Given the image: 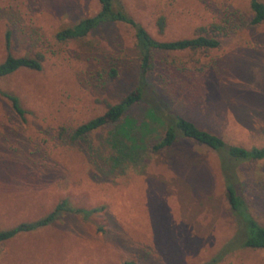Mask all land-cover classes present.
<instances>
[{"label":"rangeland","instance_id":"1","mask_svg":"<svg viewBox=\"0 0 264 264\" xmlns=\"http://www.w3.org/2000/svg\"><path fill=\"white\" fill-rule=\"evenodd\" d=\"M249 1L116 0L114 7L155 41L169 42L214 37L211 25L223 12L250 16ZM98 11V0H0V63L7 53L40 57L39 71L0 79V91L24 111L19 118L0 96V230L42 218L62 200L99 209L88 218L63 213L0 243V264H203L235 231L217 155L182 138L157 153L149 146L162 134L159 115L172 112L227 145L264 147V24L219 36L216 49L153 52L141 74L125 24L54 39ZM137 87L141 101L125 118L147 128L136 156L111 170L113 126L84 139L71 133ZM236 173L238 189L248 185L253 200L249 213L264 227V160ZM216 264H264V250H236Z\"/></svg>","mask_w":264,"mask_h":264},{"label":"trees","instance_id":"2","mask_svg":"<svg viewBox=\"0 0 264 264\" xmlns=\"http://www.w3.org/2000/svg\"><path fill=\"white\" fill-rule=\"evenodd\" d=\"M116 0H98L99 11L92 17L79 20L71 27L57 31L54 39L59 42L82 39L100 25L122 23L131 27L135 35V49L139 59L141 74H145L151 68V57L153 52H181L196 50H211L219 46L218 37L226 33H232L239 29H249L264 24V3L257 0L249 1L250 16L243 17L236 11H225L222 13L219 22L211 25L213 36L200 35L189 39H180L169 42H158L152 39L147 32L121 9L114 7ZM158 31L162 30L163 20L159 18L156 22ZM8 33L5 34V49L8 51ZM39 71L40 57H14L9 53L0 63V79L20 70ZM115 72L110 71L109 75L114 76ZM142 79V78H141ZM12 111L22 118L24 111L19 106L16 97L2 93ZM142 98L140 87L132 93L122 97L119 102L106 106L104 113L76 127L71 133V139H84L88 134L105 126H113L106 144L113 151V156L108 157V169H115L122 164L124 158L136 156L138 147L136 143L141 138L140 131L147 128L146 124L136 125L126 119L128 111L137 105ZM152 112V111H151ZM152 113H150L151 115ZM155 118L153 114L150 116ZM162 125L161 136L149 146L153 153L170 148L178 138L189 140L196 145L202 146L217 155L219 170L224 190V198L228 210L235 222L233 235L225 241L215 254L203 264H216L227 254L242 249L264 250V227L260 226L249 213V204L253 201L250 197L248 185L238 189L239 181L236 168L242 163H251L264 160V147L245 149L239 146L227 145L218 136L202 130L192 122L172 112L159 115ZM138 127V128H137ZM64 129H60L63 134ZM136 146V147H135ZM120 166V165H119ZM99 209L90 210L70 208L65 200L57 203L53 209L43 216L31 222H21L15 226L0 230V243L13 237L33 232L53 223L63 213L80 214L88 218Z\"/></svg>","mask_w":264,"mask_h":264},{"label":"crops","instance_id":"3","mask_svg":"<svg viewBox=\"0 0 264 264\" xmlns=\"http://www.w3.org/2000/svg\"><path fill=\"white\" fill-rule=\"evenodd\" d=\"M20 235V234H19ZM18 236V235H17ZM16 237V236H15ZM14 238V237H13ZM11 240V239H10Z\"/></svg>","mask_w":264,"mask_h":264}]
</instances>
